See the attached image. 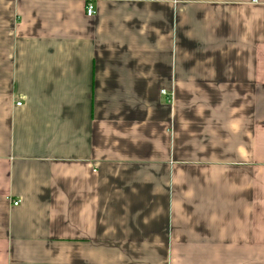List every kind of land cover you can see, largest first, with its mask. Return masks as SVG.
<instances>
[{
	"label": "crops",
	"instance_id": "0c3cea01",
	"mask_svg": "<svg viewBox=\"0 0 264 264\" xmlns=\"http://www.w3.org/2000/svg\"><path fill=\"white\" fill-rule=\"evenodd\" d=\"M0 264H264V0H0Z\"/></svg>",
	"mask_w": 264,
	"mask_h": 264
},
{
	"label": "built area",
	"instance_id": "2783aa9c",
	"mask_svg": "<svg viewBox=\"0 0 264 264\" xmlns=\"http://www.w3.org/2000/svg\"><path fill=\"white\" fill-rule=\"evenodd\" d=\"M93 15H95V11L92 7H89L87 10V16L92 17ZM19 205H20V201L14 202V206H19Z\"/></svg>",
	"mask_w": 264,
	"mask_h": 264
}]
</instances>
